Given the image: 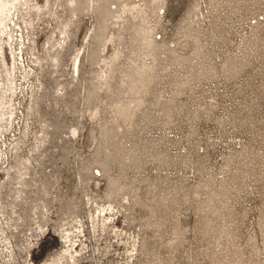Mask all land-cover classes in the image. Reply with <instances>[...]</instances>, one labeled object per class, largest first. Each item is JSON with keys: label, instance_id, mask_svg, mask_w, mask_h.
<instances>
[{"label": "rangeland", "instance_id": "374dc122", "mask_svg": "<svg viewBox=\"0 0 264 264\" xmlns=\"http://www.w3.org/2000/svg\"><path fill=\"white\" fill-rule=\"evenodd\" d=\"M0 81V264H264V0H0Z\"/></svg>", "mask_w": 264, "mask_h": 264}, {"label": "bare ground", "instance_id": "6f19581e", "mask_svg": "<svg viewBox=\"0 0 264 264\" xmlns=\"http://www.w3.org/2000/svg\"><path fill=\"white\" fill-rule=\"evenodd\" d=\"M16 2H17V1H16ZM13 6H14V5H13ZM12 8H13V7H12ZM115 9H116V8H115ZM115 9H114V10H115ZM107 11H108V10H107ZM116 11H117V10H116ZM23 12H24V11H23ZM113 16H114V15H113ZM16 23H17V22H16ZM141 25H142V24H141ZM98 27H99V25H98ZM96 29H97V28H96ZM103 34H104V33H103ZM132 36H134V35H132ZM103 37H104V36H103ZM100 39H102V38H100ZM147 40H148V39H147ZM100 41H101V40H100ZM126 41H127V40H126ZM22 44H23V43H22ZM101 44H102V42H101ZM148 44H149V43H148ZM20 45H21V44L19 43V44H18V49L21 51V47H20ZM100 46H101V45H100ZM150 46H151V45H150ZM153 48H154V47H153ZM20 51L18 52V56H19V54H20ZM119 53H120V51H119ZM119 53H118V54H119ZM150 54H151V53H150ZM76 55H77V54H76ZM119 56H120V55H119ZM143 56H144V55H143ZM138 57H139V56H138ZM116 58H117V57H116ZM132 58H133V57H132ZM134 60H135V59H134ZM145 60H146V59H145ZM155 60H156V59H155ZM179 60H180V59H179ZM113 61H115V60H113ZM111 62H112V60H111ZM142 62H143V61H142ZM136 63H137V62H136ZM176 64H177V63H176ZM75 65H76V64H75ZM136 66H137V65H136ZM140 66H141V65H140ZM20 67H21V66H20ZM125 67H126V66H125ZM112 68H113V67H112ZM114 68H115V67H114ZM119 68H120V67H119ZM136 68H137V67H136ZM117 69H118V68H117ZM75 70H76V69H75ZM123 70H124V69H123ZM123 70H122V71H123ZM125 70H126V69H125ZM134 70H135V69H134ZM139 71H140V70H139ZM139 71H138V72H139ZM120 73H122V72L120 71ZM120 73H119V75H120ZM125 73H126V72H125ZM22 75H23V73H22ZM22 75H21V76H22ZM131 75H132V74H131ZM127 76H128V74H127ZM121 77H123V74H121ZM124 77H126V75H124ZM106 78H107V77H106ZM127 78H128V77H127ZM146 79H147V78H146ZM134 81H135V80H134ZM106 82H107V81H106ZM122 82H124V81H122ZM107 83H108V82H107ZM120 83H121V81H120ZM0 84H1V81H0ZM96 85H97V84H96ZM102 85H104V84L102 83ZM108 85H109V84H108ZM124 85H125V84H124ZM131 85H132V84H131ZM97 86L101 87L100 85H97ZM109 86H110V85H109ZM127 86H128V85H127ZM99 87H98V88H99ZM104 87H106V86H104ZM122 89H123V88H122ZM131 89H133V87H132ZM97 90H98V89H97ZM124 90H126V89H124ZM114 91H115V90H114ZM123 92H124V91H123ZM115 94H117V93H115ZM115 94H114V93L112 94V95H113V98H114V95H115ZM110 96H111V95H110ZM119 96H120V95H119ZM115 97H117V96H115ZM106 99H107V97H106ZM106 99H104V100H106ZM120 99H121V98H120ZM101 100H102V99H101ZM104 100H103V101H104ZM116 100H118V99H116ZM116 100H114V102H116ZM112 101H113V100H112ZM122 101H124V100H122ZM114 102H113L112 104H115ZM119 102L121 103V101H119ZM119 102H118V103H119ZM104 103H105V102H104ZM116 103H117V102H116ZM118 103H117V104H118ZM121 104L123 105V102H122ZM103 105H105V104H103ZM108 106H109V104H108ZM120 106H121V105H120ZM106 107H107V104H106ZM104 108H105V107H104ZM115 108H116V106H115ZM106 109H107V108H106ZM116 111L118 112L117 109H116ZM112 113H114V112H112ZM115 113H116V112H115ZM115 113H114V114H115ZM128 121H129V120H128ZM117 125L119 126V124H117Z\"/></svg>", "mask_w": 264, "mask_h": 264}]
</instances>
